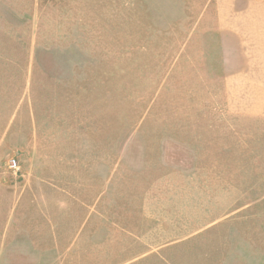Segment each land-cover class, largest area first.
I'll return each instance as SVG.
<instances>
[{
  "label": "rangeland",
  "instance_id": "374dc122",
  "mask_svg": "<svg viewBox=\"0 0 264 264\" xmlns=\"http://www.w3.org/2000/svg\"><path fill=\"white\" fill-rule=\"evenodd\" d=\"M262 27L264 0H0V264H264Z\"/></svg>",
  "mask_w": 264,
  "mask_h": 264
},
{
  "label": "crops",
  "instance_id": "0c3cea01",
  "mask_svg": "<svg viewBox=\"0 0 264 264\" xmlns=\"http://www.w3.org/2000/svg\"><path fill=\"white\" fill-rule=\"evenodd\" d=\"M234 13H235V11L231 10V15H227L226 14V17L223 16V18L225 17V22L227 20H229V21L233 22V26H235L234 28H238V26H236V25H238L239 21L241 22V19H242L243 16L240 14V16L232 17V16H234ZM263 28L264 27H262L261 31L259 32L261 34V41L262 42H264V29ZM255 29H256V27H255ZM255 29H253V30H255ZM234 30H235V32H238L237 29H234ZM253 32H255V31H253ZM259 58L260 59H264V54L259 53ZM255 74H256V77L254 79L249 77L248 80H252L253 79V80H256V81L264 82V62L261 64V66H259V68L255 69ZM261 96L264 97V94L261 95Z\"/></svg>",
  "mask_w": 264,
  "mask_h": 264
}]
</instances>
